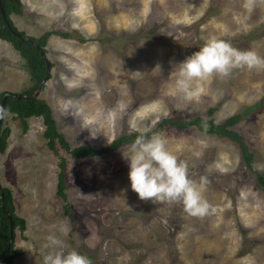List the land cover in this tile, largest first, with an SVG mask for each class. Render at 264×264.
Returning <instances> with one entry per match:
<instances>
[{
	"label": "rangeland",
	"instance_id": "374dc122",
	"mask_svg": "<svg viewBox=\"0 0 264 264\" xmlns=\"http://www.w3.org/2000/svg\"><path fill=\"white\" fill-rule=\"evenodd\" d=\"M19 2L21 13L9 14L17 30L68 34L47 38L44 57L51 66L33 94L50 106L70 147L106 146L164 119L221 122L246 106L258 107L231 126L253 155L250 169L227 137L170 123L151 133L162 134L169 150L187 162L191 179L207 177L203 195L211 207L203 218L188 216L182 204L138 199L123 157L132 143L72 157L58 144L47 147L40 117H28L23 130L9 112L2 119L9 132L0 152V184L11 190L15 214L25 222L22 233L14 230L13 264H42L51 250L44 248L49 235L92 264H264V187L255 181L256 172L264 175V70L195 81L191 98L176 86L178 65L211 36L264 57V4L249 15L243 0ZM62 77L80 86L70 89ZM31 84L24 59L0 40V92L20 93ZM68 99L77 106L65 111L62 101ZM112 109L118 110L114 122L107 118ZM91 116L97 122H88ZM60 157L68 214L55 192Z\"/></svg>",
	"mask_w": 264,
	"mask_h": 264
},
{
	"label": "clouds",
	"instance_id": "9594fccd",
	"mask_svg": "<svg viewBox=\"0 0 264 264\" xmlns=\"http://www.w3.org/2000/svg\"><path fill=\"white\" fill-rule=\"evenodd\" d=\"M264 0H243L242 7L250 15L257 3ZM247 19V17H245ZM176 86L186 98L197 95L193 82L208 80L214 76L221 79L229 77L234 70H264V57L254 50H240L230 42L211 36L205 40L198 51L188 56L179 65ZM71 89L80 86V81L62 77ZM65 111L77 106L72 99L62 101ZM121 104L119 112L124 110ZM82 109H78V112ZM9 110L0 106V119L8 116ZM118 110L107 112V118L115 121ZM88 122H97V117H86ZM95 138V136L93 137ZM168 141L162 134L150 137L144 132L136 137L129 146V154L123 156L128 161V180L130 189L141 201L168 202L182 204L190 217L203 218L209 214L211 205L204 198L209 183L207 177L194 180L189 177L188 164L178 158L167 147ZM46 251L42 264H92L87 255L76 250H67L69 246L55 235L47 237Z\"/></svg>",
	"mask_w": 264,
	"mask_h": 264
},
{
	"label": "trees",
	"instance_id": "16d2710c",
	"mask_svg": "<svg viewBox=\"0 0 264 264\" xmlns=\"http://www.w3.org/2000/svg\"><path fill=\"white\" fill-rule=\"evenodd\" d=\"M0 6L3 9L4 16L8 22V26L3 22L0 15V40L6 41L18 52V54L24 59L25 66L29 70V78L32 81L31 86L26 88L18 96L8 95L4 98L3 107L8 109L13 114L14 118L19 119L23 130L26 129V119L28 117H40L44 126L43 137L46 139L47 147L51 150L55 149V145L58 144L64 150L68 151L72 157H92L108 153L114 149H117L121 144L132 143L136 137L142 133H130L127 135H121L115 139H112L106 146H100L94 148L88 144H79L74 147H70L64 135L59 132L55 125V120L52 116L50 106L47 102L33 94L35 86L41 81L45 73L44 58L40 56L39 51L45 54V45L47 38L50 35H58L62 38H68V34L65 32H59L55 30H45L38 36H28L21 30H17L9 18L10 13L20 14L21 4L19 0H0ZM18 35L24 36L25 39H20ZM51 66V64H50ZM49 66V67H50ZM5 91L0 92L1 95ZM258 104L246 106L241 111L228 116L221 122H215L211 119L193 118L189 121L179 122L170 121L167 119L158 122L154 128L148 130L147 136L155 132L156 128H160L163 125L170 123L178 128H184L188 125H193L198 130L218 134L233 140L241 152V158L247 168L251 167L252 153L248 150V147L243 142L241 137L232 129L234 125L242 116L247 115L255 111ZM8 128L2 126V119H0V152H3L6 147V138L8 136ZM57 173L55 192L65 202L63 210L68 214V205L66 203V195L64 192L65 178H64V158H59L57 162ZM255 181L260 187H264V175L255 173ZM8 215L13 232L12 240L8 249L9 264H13L12 258L15 256L13 250L14 242V230L17 229L22 233L25 229L24 219L15 214L14 203L11 190L0 184V264H5V248L8 240Z\"/></svg>",
	"mask_w": 264,
	"mask_h": 264
},
{
	"label": "water",
	"instance_id": "95a60500",
	"mask_svg": "<svg viewBox=\"0 0 264 264\" xmlns=\"http://www.w3.org/2000/svg\"><path fill=\"white\" fill-rule=\"evenodd\" d=\"M0 15L2 17V20L3 22L8 26V22L6 21L5 19V16H4V12H3V9L2 7L0 6ZM18 37L20 39H25L24 36H21V35H18ZM39 54L40 56H42L44 58V63H45V73H44V76L43 78L41 79V81L37 84V86L42 83V82H45L48 78V71H49V62L47 61V59L44 57V54L39 51ZM36 86V87H37ZM8 95H13V96H18L17 93H13V92H9V91H5L2 95H1V98H0V106H3V101H4V98ZM7 218H8V240H7V243H6V248H5V256H6V260H5V264H9V259H8V249H9V246H10V243H11V240H12V232H13V228H12V224H11V221L8 217V215L6 214Z\"/></svg>",
	"mask_w": 264,
	"mask_h": 264
},
{
	"label": "flooded vegetation",
	"instance_id": "af4514ba",
	"mask_svg": "<svg viewBox=\"0 0 264 264\" xmlns=\"http://www.w3.org/2000/svg\"><path fill=\"white\" fill-rule=\"evenodd\" d=\"M141 96L145 95V93H139ZM142 97L138 96L137 98L133 99L132 103L135 105H137L139 102H141ZM148 130H146L145 132H147ZM130 133H136V132H130ZM129 133V134H130ZM140 133H144V132H140ZM151 135V134H150Z\"/></svg>",
	"mask_w": 264,
	"mask_h": 264
}]
</instances>
